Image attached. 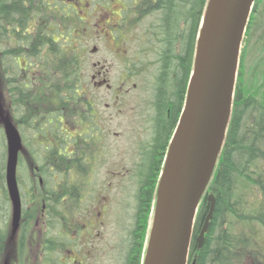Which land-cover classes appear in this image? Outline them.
<instances>
[{"label": "flooded vegetation", "instance_id": "af4514ba", "mask_svg": "<svg viewBox=\"0 0 264 264\" xmlns=\"http://www.w3.org/2000/svg\"><path fill=\"white\" fill-rule=\"evenodd\" d=\"M155 16L145 17L149 23L138 24V29L123 24L119 30H108L110 39H104L109 41V52L101 65L93 66L88 84L83 79L73 85L66 105L54 95L39 109H34L33 99L26 103L22 127L28 133L21 136L26 157L21 160L34 167L36 146L45 150L43 159L48 150H56L54 264H143L158 182L191 72L187 58L184 85L177 89L184 37L180 41L176 32L157 29ZM126 42L135 44L134 51L128 52ZM64 124L70 132L63 129ZM38 125L43 136L35 134ZM105 166L106 172L98 176ZM28 177L31 185L36 178L32 173ZM29 185L23 188L27 204L36 194ZM24 216L25 211L21 220ZM38 218L47 233L44 205ZM23 232L20 221L15 239L6 246L11 255L3 263L17 264ZM47 243L42 241L38 264H46Z\"/></svg>", "mask_w": 264, "mask_h": 264}, {"label": "trees", "instance_id": "16d2710c", "mask_svg": "<svg viewBox=\"0 0 264 264\" xmlns=\"http://www.w3.org/2000/svg\"><path fill=\"white\" fill-rule=\"evenodd\" d=\"M116 2L120 5L117 12L119 18L110 21L109 30H119L123 24L136 29L140 23H149L145 17L156 15L159 21L157 29L164 33L176 32L175 37L180 38V41L184 37L181 42L185 54L178 56L176 85L177 89L183 88L188 68L187 58L191 70L195 38L207 0H99L92 7L103 3L111 9ZM81 7L78 0H0V46L6 47L2 54L8 63L2 69L3 79L19 112L25 114V103L32 101V94L28 95L32 81L22 72L26 68L22 70L21 67L23 61L28 66L26 56L37 57L42 52L45 61L48 60L58 73L60 86L54 89H61L52 92L56 101L61 102L65 97L68 99L73 85H79L80 80H83L80 39L83 31H87L88 35L93 29L90 27L93 21L82 17L79 11ZM249 56L253 61L247 68L246 59ZM12 59L16 64L15 70L9 68ZM3 107L5 111H10L11 118L25 136L28 130L16 122L11 110L4 104ZM2 133L0 127V203L4 201L7 206L9 200L4 183L5 140ZM35 134L43 136L39 125L35 128ZM41 151L45 153L43 148ZM55 155L56 150L50 149L45 157L51 163L50 168L38 164L29 167L30 173L36 178L29 185V190L36 194L30 196L27 205L35 211L42 210L44 205L50 228H54L57 195L53 188L55 181L50 182L46 177L49 175L48 170L55 171L53 169L57 168ZM64 168L68 169V166L64 165ZM21 195L24 197L22 190ZM207 195L214 197L215 207L204 243L198 249L195 239L208 211ZM4 215L5 212L1 216L0 210V221L5 219ZM237 229L243 231L234 234ZM8 233L0 228V255L2 244L7 238L11 240ZM46 240L51 242L50 239ZM237 254H248L254 264H264V0L255 1L246 27L231 119L212 177L199 204L189 250V264L193 261L194 264H234ZM45 262L54 264L50 256H47Z\"/></svg>", "mask_w": 264, "mask_h": 264}, {"label": "water", "instance_id": "95a60500", "mask_svg": "<svg viewBox=\"0 0 264 264\" xmlns=\"http://www.w3.org/2000/svg\"><path fill=\"white\" fill-rule=\"evenodd\" d=\"M255 0H207L199 23L186 101L159 178L154 217L143 264H188L195 216L212 177L230 121L239 56ZM6 140L5 184L11 232L19 227L21 201L16 167L20 134L0 105ZM195 239L204 243L215 200Z\"/></svg>", "mask_w": 264, "mask_h": 264}, {"label": "rangeland", "instance_id": "374dc122", "mask_svg": "<svg viewBox=\"0 0 264 264\" xmlns=\"http://www.w3.org/2000/svg\"><path fill=\"white\" fill-rule=\"evenodd\" d=\"M98 1L99 0H87V1L78 0V2L81 3L82 5L81 7L82 10H79L80 14L82 15L83 18L85 17V19L87 18L88 20L91 19V21H93V22H90V27L94 29V30L91 29L88 35H87V31L85 33L83 31V36L80 39L82 43L81 44V54H80V58H82L80 60L83 62L82 77L84 80H86L84 84L89 83V77L95 71L93 66L96 65L97 63L101 65V63L103 62V56L109 52L106 49L109 41H105L104 37H106L108 40L110 39L108 38L109 36L108 30L111 28L110 21L112 22L118 19L117 12L120 9V5L117 2L113 5L111 9L108 6L104 5L103 3L92 7ZM126 46H127L128 52H129V49L131 52L134 51V48H135L134 43L126 42ZM243 47H244V43H243L242 48ZM5 48H6L5 45L0 46V95H1V99L3 101L4 106L7 107L9 110H11L13 115L16 117V120H17L16 122L17 123L19 122L20 125L22 126V122L25 120V114L19 112L17 110V106L13 104L14 102L13 95L12 93H10L8 89V85L4 83V79H3L2 69H4L5 64L6 65L8 64L7 59H3V54H2ZM41 54L42 52L39 53L37 57H30V58L25 55L26 60L29 62L28 66L30 67L24 64L25 61L21 62L22 70L26 68L22 72L26 73L29 81H32V84L28 90L29 91L28 95H30V93L32 94V99L35 102L34 109H39V107L42 104H44L46 101L51 99V97L53 96L52 92L55 86L58 85V80H60L59 77H57L58 73H56L55 69H53L50 63H48V60L45 61L44 56ZM252 61L253 59L250 56L246 59L247 68H249L248 66L252 63ZM11 62L12 64L9 66V68L13 67V69L15 70L16 68V64L14 63L15 61L12 59ZM115 76H117V71H115ZM103 94L104 93L102 90H100V92L97 93L99 97L103 96ZM62 96L64 95H61V97ZM27 98L28 96L26 97L25 102L27 101ZM67 101L68 99L65 97V99H61L60 103L62 106H64L67 104ZM22 105H24V102H22ZM100 109L102 110L103 108L100 107ZM112 124L114 125L116 124V122L113 121ZM20 129L22 130V128ZM63 129L67 130V132L71 131L70 126L68 124L66 125L64 124ZM64 136H65V133H62V137ZM1 140H2V135L0 134V144H2ZM3 144H4V141H3ZM36 150L39 151L37 155L40 154L39 157L36 154H34V157L38 158L36 163L39 166L41 165L45 167L48 166L50 168L51 163L48 162L47 158L43 159V154H42L41 149L37 148L36 146ZM22 157L25 159L26 155L22 154ZM48 158L49 160L52 161L50 156ZM0 160H2V158H0ZM5 160H6V145H5ZM0 164H1V161H0ZM106 169H107L106 166L104 169H101V171L98 173V176H101L102 174H104L106 172ZM48 172H49V175L46 178L49 179L50 182L54 181L55 180L54 176L56 172L51 171V170H48ZM28 174H30L29 166H27L24 160L20 161L19 167H18V177H20V189L22 190V192H23V188L28 187L29 185ZM1 198L2 196L0 194V202L2 200ZM24 199H25L26 210H24L25 216L21 220V222H22V229H24L23 234L25 236V239H24L23 247L19 251V259H18L17 264H38L40 260V255H41L40 254L41 245L44 239H50L51 241L50 243H48L50 245V247L48 248L51 249V251L47 252L46 255L50 256L51 259L53 260L52 247H53V238H54V228L53 226L52 228L47 226L46 227L47 233H45L41 225L42 219L38 218V216L40 217L41 210L35 211L33 210V207L31 206H29L30 208H28L25 194H24ZM0 206H1L0 207L1 216H2V213L5 212V215H4L5 219H3V221L2 220L0 221V228L5 230V233L9 232L8 233V236H9L10 235V213H11L10 205L7 204L6 206V203H4L3 201V204L0 203ZM7 213L9 217H7L6 219ZM239 231H243V230L237 229L234 231V234L238 233ZM44 235L45 237L43 239ZM7 241L5 240L4 245L2 244V247H1V249L2 248L4 249V252L2 251L3 253L0 255V258H1L0 264H5L6 262L3 263L2 261L7 260L9 255H11L9 251L8 253L6 251V246L10 242V240H8L7 238ZM248 247H251V246H248ZM252 259L253 258H251L248 254H245L243 256L241 254L239 255L237 254V256H235L234 264H254Z\"/></svg>", "mask_w": 264, "mask_h": 264}]
</instances>
